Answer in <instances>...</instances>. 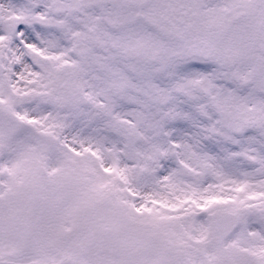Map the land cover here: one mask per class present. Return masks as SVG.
Wrapping results in <instances>:
<instances>
[{
	"label": "snow or ice",
	"instance_id": "1",
	"mask_svg": "<svg viewBox=\"0 0 264 264\" xmlns=\"http://www.w3.org/2000/svg\"><path fill=\"white\" fill-rule=\"evenodd\" d=\"M0 264H264V0H0Z\"/></svg>",
	"mask_w": 264,
	"mask_h": 264
}]
</instances>
